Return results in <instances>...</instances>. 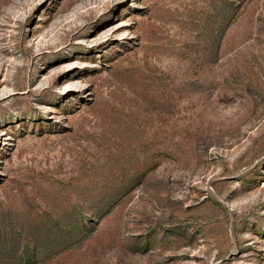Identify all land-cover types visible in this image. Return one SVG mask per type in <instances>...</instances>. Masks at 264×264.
Returning <instances> with one entry per match:
<instances>
[{
    "label": "rangeland",
    "instance_id": "1",
    "mask_svg": "<svg viewBox=\"0 0 264 264\" xmlns=\"http://www.w3.org/2000/svg\"><path fill=\"white\" fill-rule=\"evenodd\" d=\"M0 264H264V0H0Z\"/></svg>",
    "mask_w": 264,
    "mask_h": 264
}]
</instances>
